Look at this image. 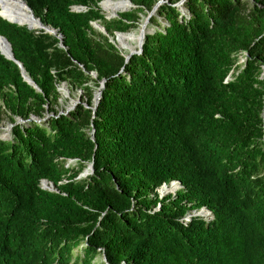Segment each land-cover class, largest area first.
<instances>
[{"label": "trees", "instance_id": "1", "mask_svg": "<svg viewBox=\"0 0 264 264\" xmlns=\"http://www.w3.org/2000/svg\"><path fill=\"white\" fill-rule=\"evenodd\" d=\"M25 1L66 49L0 17L40 89L0 53L14 123L0 130V264H264V0H185L186 15L164 3L166 24L155 19L127 61L92 23L126 32L158 0H130L136 11L110 20L102 0ZM102 79L93 112L88 83ZM62 82L86 100L30 120L53 110ZM171 181L181 187L160 198ZM202 207L209 220L193 214Z\"/></svg>", "mask_w": 264, "mask_h": 264}, {"label": "rangeland", "instance_id": "2", "mask_svg": "<svg viewBox=\"0 0 264 264\" xmlns=\"http://www.w3.org/2000/svg\"><path fill=\"white\" fill-rule=\"evenodd\" d=\"M173 1H176V0H173ZM185 0H178L176 2L173 3V5L177 6L178 9L181 11V14L183 15H186L187 14V11L186 9L184 8L183 6V3H184ZM159 2V4H158ZM158 2L152 7V9L150 10H147L145 12H142L140 13V17L138 19V21L136 22H132L130 23V28L128 31L126 32H123V33H129V32H134L137 33V34H140V31L143 29V27H146V32L149 31V32H153L154 29H156V24L159 23L160 26L157 27L158 29H161L160 27L161 26H164L166 24L165 20L163 19L162 16H160L158 13H159V7L162 6V4L164 3H171V0H158ZM127 6L124 10H121L122 12H126V11H132V12H135L137 7L135 5L132 4V2L129 0L127 1ZM99 7H100V4H99ZM101 9V12L103 13L104 17L107 19V20H110V19H113V18H117L119 16L120 13H122L121 11H118L116 12L115 14H110L108 15L105 11V5L102 6V8L100 7ZM103 9V10H102ZM155 19L157 21V23L155 24ZM144 23V24H143ZM100 24V23H99ZM102 25V24H100ZM103 26V25H102ZM141 27V29H139ZM98 32H101L99 29L95 28ZM107 32V31H106ZM117 32V31H116ZM102 33V32H101ZM108 36H110V38L113 40L114 37L117 38V35H115L116 33L114 32L113 35L109 34L107 32ZM106 36V35H105ZM114 36V37H113ZM116 38L114 39L115 42H113V44L117 47V49L123 54V55H126V53H124V51H122L119 46L116 44ZM135 46V49H130V50H134V51H137L138 50V42L137 44L134 45ZM127 53H129V51H127ZM238 62H242L241 58L239 57V60ZM91 77V76H90ZM92 79H96V76L95 77H91ZM89 86L94 89V91H96V87H94V82L91 80L89 81ZM58 92H59V99H58V102L55 103L52 107H53V110L50 108V106L48 104L44 105L45 106V111H44V116L41 117V118H38L37 116L35 115H31L29 117L30 120H36V121H39V122H43V121H46V119L50 118L51 116H55V115H58V114H66L68 113L69 111L73 110L77 104H79L82 100L85 101L86 100V97H85V94H84V91L79 89V88H73L71 85H69L68 83L65 82V84L60 83L58 85ZM76 102V103H75ZM85 103V102H83ZM0 106L2 108V110L4 111V114H3V120L0 124V130H1V137L5 138V137H8L9 136V133H10V130L13 126L14 123H12L9 119L10 116H12L9 111H6L4 109V106H3V101L2 99L0 98ZM13 117V116H12ZM25 121H23L22 119H20L19 117H15V123H23ZM10 128L8 125H10ZM70 163H74L75 161L74 160H71L69 161ZM88 168V167H87ZM85 168L79 175L78 177H85L89 172H88V169ZM42 186H45V185H42ZM179 189V188H178ZM177 189V190H178ZM161 188H157L155 189V192L158 193L159 197L160 198H165L166 196L168 195H175L176 191H170V192H167V193H161ZM194 212L193 214L194 215H200L202 216L203 218H206L207 220H209V218L211 217L210 214L206 213L205 211L203 212ZM189 218V215L186 216L185 219H188ZM99 260V259H98ZM100 261V260H99Z\"/></svg>", "mask_w": 264, "mask_h": 264}, {"label": "water", "instance_id": "3", "mask_svg": "<svg viewBox=\"0 0 264 264\" xmlns=\"http://www.w3.org/2000/svg\"><path fill=\"white\" fill-rule=\"evenodd\" d=\"M18 1L21 3V5H23V7H25L26 10H24V9L22 10L21 8L12 5L8 0H0V17L3 18L4 20H6L9 23H14V24H17V25L26 26L27 28L36 31V33H38L40 30H42L45 33L51 34V35H53V36L58 38L59 46L63 47L64 49H66V46H64V37H63L62 33L60 32V30L58 28H55V27L49 25V24H44L40 20L39 17H36L34 15L32 9L28 6V4L26 3L25 0H18ZM103 1H109V0H102L101 2H103ZM126 1H129V0H126ZM101 2H99V4H101ZM158 4H159V2H158ZM73 9L75 11H80V10L83 9V7L74 6ZM92 25H93L94 28L99 29L104 35H106L111 43L114 42L110 38V36H108L105 28L102 25H100L99 22H93ZM115 33L119 34V33H123V32H115ZM147 33H150V32L149 31H147V32L143 31V29L140 31L141 39H139V41H138V46H139L138 50L137 51L129 50L128 54L123 55L126 61L129 60L130 56H132L133 54H139L142 51V45H143V42H144L145 35ZM0 39L3 41L4 44L8 45L7 47H8L9 54L4 52L1 48H0V53L3 54L5 58L10 59L13 62H15L17 64V66L19 67V70H20V73H21V76L23 77V79L29 85L34 87L37 91H40V89L37 86V84L33 81V79L26 72L23 64L18 59L15 58V55H14V52H13V49H12V45L9 42V40L3 35H0ZM262 74H264V72ZM89 75L91 77L92 76L93 77H95V76L97 77V73L95 71H90ZM104 83H105V79H102L100 81L99 87H97V89H96V91L94 93L93 106L90 107V106H88L87 104L84 103V105L87 108H91L93 112L96 110L97 104H98V102H99V100L101 98V93H102V90L104 88ZM63 84H65V82H63ZM8 126L10 128L11 124L8 125ZM90 134H91V138L93 139V137H94V129H92ZM71 160L72 159H70L69 161H71ZM92 165H93L92 162L89 163L88 168H87L88 172L92 171V169H93ZM41 184L45 185L43 187L48 189V190L56 191V188L53 186L51 181H48L46 179H42L41 180ZM171 184H178L179 188L181 187V183L179 181H171L169 183V185H171ZM162 185H167V184L164 183ZM200 211L201 212L205 211L206 213L210 214V212L205 207H202L198 212H200Z\"/></svg>", "mask_w": 264, "mask_h": 264}, {"label": "bare ground", "instance_id": "4", "mask_svg": "<svg viewBox=\"0 0 264 264\" xmlns=\"http://www.w3.org/2000/svg\"><path fill=\"white\" fill-rule=\"evenodd\" d=\"M12 5L17 6L21 8L22 10H26L23 5L18 0H8ZM127 1L126 0H109V1H103L100 4V7L102 8L103 5H105V11L108 15L110 14H115L118 11L124 10L127 6ZM103 10V9H102ZM122 12V11H121ZM144 24V23H143ZM141 29V27L139 28ZM146 30V27H143V31ZM117 35L116 38V44L119 46V48L124 51V53L128 54L127 51L130 49H135V44L141 39L140 34H137L134 32H129V33H119L115 34ZM114 37V36H113ZM113 41L115 42L114 38ZM0 42L2 44L1 49L9 54L8 51V45L4 44L3 41L0 39ZM179 188L178 184H171V185H163L161 187V193H167L170 191H175Z\"/></svg>", "mask_w": 264, "mask_h": 264}, {"label": "built area", "instance_id": "5", "mask_svg": "<svg viewBox=\"0 0 264 264\" xmlns=\"http://www.w3.org/2000/svg\"><path fill=\"white\" fill-rule=\"evenodd\" d=\"M239 57L241 58V60L243 59V58H242V55H239Z\"/></svg>", "mask_w": 264, "mask_h": 264}]
</instances>
